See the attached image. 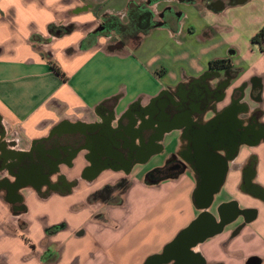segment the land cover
I'll list each match as a JSON object with an SVG mask.
<instances>
[{"label": "crops", "instance_id": "0c3cea01", "mask_svg": "<svg viewBox=\"0 0 264 264\" xmlns=\"http://www.w3.org/2000/svg\"><path fill=\"white\" fill-rule=\"evenodd\" d=\"M144 2L0 0V142L26 153L61 123L77 125L82 138L60 167L63 192L20 187L26 212L16 217L0 204V264H146L170 245L177 255L158 264H177L176 240L202 214L220 228L187 248L197 256L191 264H264V54L250 45L264 26V0L213 7L160 0L153 11L169 8V25L120 47L94 35L108 19L127 26L130 8ZM221 59L230 69H210ZM232 103L243 108L239 118L256 113L261 134L242 148L210 204L194 202L184 175L145 181L154 170L146 164L179 146L175 119L205 121ZM251 153L256 164L247 178L242 167ZM118 154L128 158L125 204H89L121 177L112 166ZM7 174L1 170L0 179ZM231 202L221 221L220 208Z\"/></svg>", "mask_w": 264, "mask_h": 264}, {"label": "flooded vegetation", "instance_id": "af4514ba", "mask_svg": "<svg viewBox=\"0 0 264 264\" xmlns=\"http://www.w3.org/2000/svg\"><path fill=\"white\" fill-rule=\"evenodd\" d=\"M158 1L160 0H145L143 5L131 8L127 26L114 22V19L103 21L94 35L109 36L110 44L113 47H120L129 40H138L139 33L146 34L151 28L169 25L168 17L173 16L169 8L157 13L153 11L152 6ZM189 1L204 7H213L220 2V0ZM234 1L236 0H228V4H233ZM143 25L147 29L142 30L143 32L138 31L137 28ZM54 32L58 33L59 29H55ZM242 109L232 103L229 108L213 114L205 121L202 120L203 116L195 121L187 117L175 119L177 126H181L179 146L160 168L147 173L145 181L154 186L176 180L184 175L192 185L194 202L197 205L208 203L210 194L222 192L228 173L232 168L237 167L233 163L240 155L242 148L251 149L260 137L261 129L254 126L256 113L246 117L244 112L242 115L245 117L239 118L237 116ZM160 130L159 128L158 133ZM77 131V125L69 126L61 123L49 131L46 137L31 143V148L26 153L13 154L5 150V144L0 142V171L6 169L8 173L0 179V188L5 189V192H0V204L13 217L26 212L24 195L19 192L22 186L32 185L38 192H63L67 176L61 172L60 167L63 166V162L68 161L82 142ZM255 164V155L251 153L242 167L245 177H252ZM112 166L119 169L121 177L101 190L93 192L88 198L89 204L104 201L115 208H121L125 204V197L130 188V180L126 173L128 158L125 159L118 154ZM50 176L54 177L52 182L49 181ZM71 184L76 185L77 180L74 179ZM42 186L45 188L40 191ZM234 206L236 202L220 208L221 221L228 219ZM245 216L250 215L245 214ZM48 233L52 235L54 232L50 230ZM173 246H168L163 253L152 257L146 264L162 263L176 256ZM190 256L186 258V264L189 262L191 264L197 258L194 255ZM180 263L184 264V261L178 259L177 264Z\"/></svg>", "mask_w": 264, "mask_h": 264}, {"label": "water", "instance_id": "95a60500", "mask_svg": "<svg viewBox=\"0 0 264 264\" xmlns=\"http://www.w3.org/2000/svg\"><path fill=\"white\" fill-rule=\"evenodd\" d=\"M213 194L208 196V203L212 201ZM206 218V221L204 220ZM205 221V222H204ZM220 228L215 225L206 214H202L197 220H195L183 233H181L177 242L179 245L178 254L182 260L188 257L187 248L191 245L196 244L198 241L203 240L208 235L215 232L216 229ZM253 264V263H252Z\"/></svg>", "mask_w": 264, "mask_h": 264}, {"label": "trees", "instance_id": "16d2710c", "mask_svg": "<svg viewBox=\"0 0 264 264\" xmlns=\"http://www.w3.org/2000/svg\"><path fill=\"white\" fill-rule=\"evenodd\" d=\"M131 8L129 10L130 14H131ZM143 26L141 28L138 27L137 28L138 31L143 32L147 29L146 26L144 27ZM250 45L252 46V48H256L259 53L264 54V26L260 28V30L250 39ZM209 66H210V69H214V70L230 69L229 62L228 60H225V59L212 61L210 62ZM52 68H53V71L57 75L63 76V74L59 71L58 68L56 67H52Z\"/></svg>", "mask_w": 264, "mask_h": 264}, {"label": "rangeland", "instance_id": "374dc122", "mask_svg": "<svg viewBox=\"0 0 264 264\" xmlns=\"http://www.w3.org/2000/svg\"><path fill=\"white\" fill-rule=\"evenodd\" d=\"M173 147H169L164 151L157 159H153L150 163L146 164L144 170L160 168L168 159V155L171 153Z\"/></svg>", "mask_w": 264, "mask_h": 264}]
</instances>
